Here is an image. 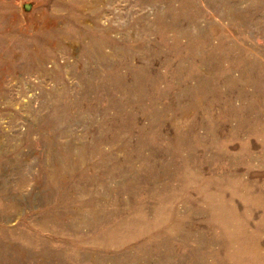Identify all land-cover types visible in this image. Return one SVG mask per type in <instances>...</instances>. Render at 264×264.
<instances>
[{
  "label": "rangeland",
  "instance_id": "obj_1",
  "mask_svg": "<svg viewBox=\"0 0 264 264\" xmlns=\"http://www.w3.org/2000/svg\"><path fill=\"white\" fill-rule=\"evenodd\" d=\"M0 264H264V0H0Z\"/></svg>",
  "mask_w": 264,
  "mask_h": 264
},
{
  "label": "water",
  "instance_id": "obj_2",
  "mask_svg": "<svg viewBox=\"0 0 264 264\" xmlns=\"http://www.w3.org/2000/svg\"><path fill=\"white\" fill-rule=\"evenodd\" d=\"M32 6V3L30 2H24L22 3V8L25 10V11H28Z\"/></svg>",
  "mask_w": 264,
  "mask_h": 264
}]
</instances>
